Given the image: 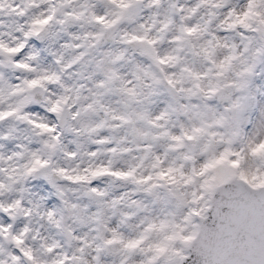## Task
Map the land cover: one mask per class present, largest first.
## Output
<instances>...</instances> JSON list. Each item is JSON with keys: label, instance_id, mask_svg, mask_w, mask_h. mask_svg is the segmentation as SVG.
Wrapping results in <instances>:
<instances>
[{"label": "snow or ice", "instance_id": "obj_1", "mask_svg": "<svg viewBox=\"0 0 264 264\" xmlns=\"http://www.w3.org/2000/svg\"><path fill=\"white\" fill-rule=\"evenodd\" d=\"M0 264H264V0H0Z\"/></svg>", "mask_w": 264, "mask_h": 264}]
</instances>
